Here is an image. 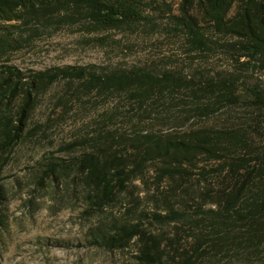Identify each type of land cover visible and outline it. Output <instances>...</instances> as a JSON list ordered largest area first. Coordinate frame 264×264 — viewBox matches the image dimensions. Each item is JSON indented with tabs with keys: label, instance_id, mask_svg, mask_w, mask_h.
<instances>
[{
	"label": "trees",
	"instance_id": "trees-1",
	"mask_svg": "<svg viewBox=\"0 0 264 264\" xmlns=\"http://www.w3.org/2000/svg\"><path fill=\"white\" fill-rule=\"evenodd\" d=\"M149 5L168 12L194 49L209 47L210 31L223 37L220 46L231 69L196 81L182 70L137 66L26 75L8 63L29 39L18 33L23 26L84 18L91 30L122 29L149 20L144 14ZM259 72L264 73V0H0V179L6 153L23 138L38 96L61 73L83 78L88 90L130 91L141 104L186 87L193 96L188 118L210 117L209 122L183 134L108 132L66 164L50 161L43 178L61 181L67 166L76 167L91 190L90 205L104 209L120 192H132L129 183L159 160L157 184L166 178L187 184L195 199L204 200L198 217L163 198L154 199L152 211L142 210L139 194L127 208L129 216L94 229V242L110 248L136 242L134 264H223L226 252L236 248L245 259L240 264H264L255 261L264 252V79ZM237 106L243 113L235 112ZM5 198L0 186V201ZM152 220L174 224L175 230H153L146 224Z\"/></svg>",
	"mask_w": 264,
	"mask_h": 264
},
{
	"label": "rangeland",
	"instance_id": "rangeland-1",
	"mask_svg": "<svg viewBox=\"0 0 264 264\" xmlns=\"http://www.w3.org/2000/svg\"><path fill=\"white\" fill-rule=\"evenodd\" d=\"M144 14L150 19L114 30L88 29L84 18L23 26L18 33L29 39L10 55L8 63L26 75L77 67L103 72L137 66L156 72L182 70L187 79L196 81L231 69L220 46L223 37L210 31L209 47L197 50L168 12L149 5ZM259 74L264 79V73ZM84 84L83 78L59 74L38 96L23 138L6 153L8 161L0 179L6 193L0 201V264H134L136 242L110 248L94 242L92 235L97 227L129 216L127 208L139 194L142 210L152 211L154 199L163 198L198 217L204 200L195 199L187 184L169 178L157 184L159 160L146 165L129 183L132 192H120L104 209L90 205L91 190L76 167L67 166L68 174L61 181L52 182L48 175L43 178L50 161L66 164L108 132L183 134L199 122L210 121V117L188 118L193 96L186 87L141 104L130 91L100 92ZM22 100L18 97V103ZM235 112L241 114L243 108L237 106ZM152 221L146 224L153 230L163 227L169 234L175 230L174 224ZM240 253L237 248L227 251L221 261L240 264L245 260ZM255 261L264 263V252Z\"/></svg>",
	"mask_w": 264,
	"mask_h": 264
}]
</instances>
